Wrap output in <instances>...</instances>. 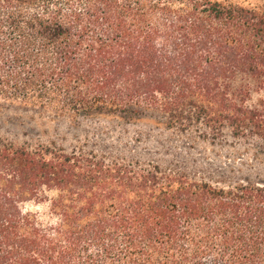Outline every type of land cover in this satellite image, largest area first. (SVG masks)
Here are the masks:
<instances>
[{"label":"trees","instance_id":"16d2710c","mask_svg":"<svg viewBox=\"0 0 264 264\" xmlns=\"http://www.w3.org/2000/svg\"><path fill=\"white\" fill-rule=\"evenodd\" d=\"M16 104L263 151L264 0H0V109ZM138 141L0 138V264H264V175L208 179Z\"/></svg>","mask_w":264,"mask_h":264},{"label":"rangeland","instance_id":"374dc122","mask_svg":"<svg viewBox=\"0 0 264 264\" xmlns=\"http://www.w3.org/2000/svg\"><path fill=\"white\" fill-rule=\"evenodd\" d=\"M0 138L29 144L55 141L68 149L81 142L99 149L103 145L109 147L110 143H132L139 139L142 146L150 147V157L180 160L190 171L208 179L218 180L221 167L227 165L237 166L244 175H264V150L261 151L256 139L235 138L230 132L214 139H205L199 132L181 134L166 129L159 117L153 115L132 121L113 116L75 120L40 107L16 104L0 109ZM34 209L48 211L46 204Z\"/></svg>","mask_w":264,"mask_h":264}]
</instances>
